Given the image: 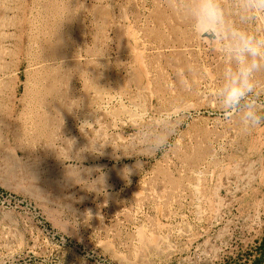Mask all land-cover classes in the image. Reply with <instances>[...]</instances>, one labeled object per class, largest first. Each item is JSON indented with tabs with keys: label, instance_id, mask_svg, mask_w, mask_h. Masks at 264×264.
I'll return each instance as SVG.
<instances>
[{
	"label": "rangeland",
	"instance_id": "374dc122",
	"mask_svg": "<svg viewBox=\"0 0 264 264\" xmlns=\"http://www.w3.org/2000/svg\"><path fill=\"white\" fill-rule=\"evenodd\" d=\"M191 6L0 0V264H264V123Z\"/></svg>",
	"mask_w": 264,
	"mask_h": 264
},
{
	"label": "clouds",
	"instance_id": "9594fccd",
	"mask_svg": "<svg viewBox=\"0 0 264 264\" xmlns=\"http://www.w3.org/2000/svg\"><path fill=\"white\" fill-rule=\"evenodd\" d=\"M242 24L264 19V0H238ZM194 32L218 42L227 59L216 103L224 118L238 116L246 129L264 123V103L256 92V74L264 69V30L249 31L230 22L222 0H192Z\"/></svg>",
	"mask_w": 264,
	"mask_h": 264
},
{
	"label": "trees",
	"instance_id": "16d2710c",
	"mask_svg": "<svg viewBox=\"0 0 264 264\" xmlns=\"http://www.w3.org/2000/svg\"><path fill=\"white\" fill-rule=\"evenodd\" d=\"M253 264H258V260H256L255 262H253Z\"/></svg>",
	"mask_w": 264,
	"mask_h": 264
},
{
	"label": "bare ground",
	"instance_id": "6f19581e",
	"mask_svg": "<svg viewBox=\"0 0 264 264\" xmlns=\"http://www.w3.org/2000/svg\"><path fill=\"white\" fill-rule=\"evenodd\" d=\"M147 88V87H146ZM252 146V145H251Z\"/></svg>",
	"mask_w": 264,
	"mask_h": 264
}]
</instances>
